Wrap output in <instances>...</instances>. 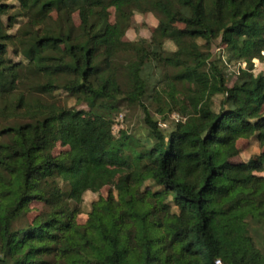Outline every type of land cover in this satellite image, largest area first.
<instances>
[{
	"label": "trees",
	"instance_id": "obj_1",
	"mask_svg": "<svg viewBox=\"0 0 264 264\" xmlns=\"http://www.w3.org/2000/svg\"><path fill=\"white\" fill-rule=\"evenodd\" d=\"M10 1L0 0V264H264V162L233 161L239 140L264 147V71L253 73L264 0ZM146 13L157 20L149 39L124 41ZM215 41L225 62L244 64L231 86ZM61 94L81 108L53 107ZM122 103L141 108L142 139L113 136ZM58 140L68 149L54 155ZM104 187L76 224L84 194Z\"/></svg>",
	"mask_w": 264,
	"mask_h": 264
},
{
	"label": "rangeland",
	"instance_id": "obj_2",
	"mask_svg": "<svg viewBox=\"0 0 264 264\" xmlns=\"http://www.w3.org/2000/svg\"><path fill=\"white\" fill-rule=\"evenodd\" d=\"M8 3H12V1L8 0ZM109 20L112 23L114 21V11L113 9H109ZM52 14H54L53 11H51ZM73 21L75 25L79 24L78 15L76 13L73 14ZM157 25L156 18L150 14H134L131 17L129 28L127 29L123 40L127 42H135L138 39H149L152 31ZM59 50L62 51V47H59ZM212 53V60H218L222 61L223 64H226L229 67V71H231V75L228 76L227 79V85L231 86L235 80L237 75H235V70L237 69V64L234 67L233 63H227L226 58H228V53L224 49V47L219 43V41H215L211 45L210 49ZM140 58V56H139ZM220 61V62H221ZM234 71V74L233 72ZM264 71V63L262 62H254V68L253 73L257 75L259 72ZM156 74L153 75L154 78H156ZM221 99V96H217L214 98L215 105H218L219 101ZM64 105L66 106H75L77 109H80L81 106H78L75 103V100L73 98L65 97L63 94L60 95V97L55 98V104L53 107L56 109H61ZM83 108V107H82ZM153 107H150V110L153 112ZM154 119L159 120V116L155 115L153 116ZM177 115L172 114L170 117L171 120L176 119ZM161 127H164V125H161ZM113 136L119 143H124L122 138V132H126L128 135H134L137 137H141V139L145 135L144 125H143V114L142 110L138 105H132L127 106L126 103L121 104V108L119 112L114 117V124L112 127ZM237 147L240 151L239 155L233 159L235 162H246L248 160H256L264 162V147L260 148L256 143H254L251 139L249 140H239L237 141ZM68 147L64 145L61 141H56L52 150V153L54 155L62 154L64 151H66ZM260 176H264V171L259 173ZM146 185H149L147 183ZM111 189L110 187H104L101 189V191L97 194L92 193H86L83 196V203L81 205V212L76 215L74 222L76 224H82L87 219V214L90 209L91 203L96 200L99 196L106 198L108 194L110 193ZM30 208L32 209L31 214L29 215L30 218H34L37 213H39L42 210V205L40 203H32L30 204Z\"/></svg>",
	"mask_w": 264,
	"mask_h": 264
},
{
	"label": "built area",
	"instance_id": "obj_3",
	"mask_svg": "<svg viewBox=\"0 0 264 264\" xmlns=\"http://www.w3.org/2000/svg\"><path fill=\"white\" fill-rule=\"evenodd\" d=\"M262 56H263V60L262 61H257V62H262L264 63V51L262 52ZM244 68V64L242 63H237V69H236V72H235V75H238V70L239 69H243ZM214 264H226L224 263L221 259H216L214 261Z\"/></svg>",
	"mask_w": 264,
	"mask_h": 264
}]
</instances>
